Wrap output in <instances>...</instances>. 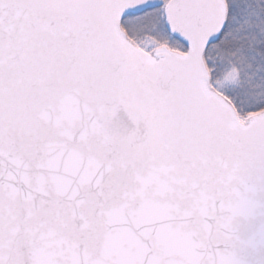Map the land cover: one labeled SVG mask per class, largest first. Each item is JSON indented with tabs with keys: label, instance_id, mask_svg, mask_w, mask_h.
<instances>
[{
	"label": "snow or ice",
	"instance_id": "6c2138e0",
	"mask_svg": "<svg viewBox=\"0 0 264 264\" xmlns=\"http://www.w3.org/2000/svg\"><path fill=\"white\" fill-rule=\"evenodd\" d=\"M0 264H264V0H0Z\"/></svg>",
	"mask_w": 264,
	"mask_h": 264
}]
</instances>
